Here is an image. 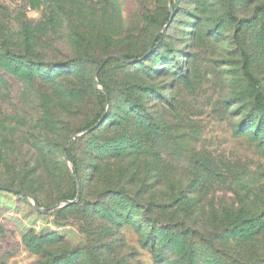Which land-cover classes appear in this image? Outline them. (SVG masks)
<instances>
[{"label":"rangeland","instance_id":"1","mask_svg":"<svg viewBox=\"0 0 264 264\" xmlns=\"http://www.w3.org/2000/svg\"><path fill=\"white\" fill-rule=\"evenodd\" d=\"M172 8L0 0V185L31 196L0 189V264H185L152 230L170 212L187 211V225L211 240L227 212L264 211V107L255 102L264 101V0ZM124 54L145 59L110 57L99 72L105 89L97 84L102 60ZM104 112L99 127L78 131ZM71 136L83 200L39 210L33 201L76 196L62 154ZM199 238L190 243L205 258L236 245ZM241 246L262 262L264 229Z\"/></svg>","mask_w":264,"mask_h":264},{"label":"trees","instance_id":"2","mask_svg":"<svg viewBox=\"0 0 264 264\" xmlns=\"http://www.w3.org/2000/svg\"><path fill=\"white\" fill-rule=\"evenodd\" d=\"M171 16V14H170ZM161 36L157 37V40H159ZM154 45L151 46L150 51L148 52V57L152 51L154 50ZM124 58L129 60H135L133 62H126L119 58H113L111 60L117 61L123 65L127 64H136L138 62L143 61L145 58H142L140 56L131 57L129 55H122ZM244 73L247 77L252 79L248 68H247V58L244 57V65H243ZM100 72V70H99ZM97 74V78L99 82L104 86L105 84L104 80L101 78L100 74ZM106 97H104V100ZM108 99V98H107ZM255 102L258 106L264 107V101L260 100L259 97L255 96ZM103 114H98L95 118V120L92 123L85 124L82 126V128L78 131H83L91 126H93L95 123H97L101 118ZM106 119V114L103 120L94 128L96 129L101 124L104 123ZM71 143H69L65 149V152L71 162L73 163V170L74 173H76V177L79 180L78 175V165H77V159L75 155L70 151ZM80 183V181H79ZM81 186V183H80ZM15 194H19L18 192H14ZM81 195V194H80ZM83 198H79V201H82ZM70 205V204H69ZM68 206V205H66ZM182 213V214H180ZM187 216V211H180L179 209L175 211V213L170 212V216L167 217V222L165 223L163 229H158L156 225L152 227L153 233H159L156 234L159 237L160 241H163L165 245H171L172 251L176 252L177 254H181L183 257L186 258L185 264H196L197 258L198 260L202 261L203 264H264V260L260 263L257 261L256 255L248 256V254H245L242 250V244L247 243L250 240L255 239V236L264 229V211H261L259 213H256L254 211L243 213L241 210H237L236 212L226 213L225 219L223 220V224L220 226L221 231H215L212 233L211 240H209V236L206 234L205 228H194L192 226H188L185 217ZM174 219H177L174 221ZM173 222V223H172ZM171 225L173 226H179L180 230L179 232H175L171 230ZM215 227H213L214 229ZM223 233H226L227 237H223ZM198 235L204 242H200L199 245H206L212 244L213 241L219 239L220 236L222 239H228V237L232 238V241L234 243L236 242V245L234 249L231 251V254H227L225 258H222V254H220L219 258H205L201 257L200 254H198L196 245L193 243L191 244V238ZM199 238V239H200ZM213 238V239H212ZM156 242V241H155ZM212 242V243H211ZM200 258V259H199Z\"/></svg>","mask_w":264,"mask_h":264},{"label":"water","instance_id":"3","mask_svg":"<svg viewBox=\"0 0 264 264\" xmlns=\"http://www.w3.org/2000/svg\"><path fill=\"white\" fill-rule=\"evenodd\" d=\"M169 10H170V12H172V10H173V8H172V0H169ZM171 15H172V13H171ZM164 27H165V26H164ZM149 50H150V48H149V49L147 50V52L143 55V57L147 55V53H148ZM110 57H117V58H119V59H121V60H123V61H126V62H133V61H135V60H129V59H126V58H124L122 55H109V56H107L106 58H104V59L102 60V62L98 65V67L96 68V71H95L96 82H97V84H99V85H100L101 83L99 82V80H98V78H97V74H98L99 70L101 69V67L103 66V64H104V63L107 61V59H109ZM107 102H108V100H107V95H106L105 106L107 105ZM105 114H106V113L104 112L103 115H102V118H101L97 123H95L93 126L87 128V129L81 131L80 133L88 132V131H90L91 129H93L94 127H96V126H97V125L103 120V118L105 117ZM74 137H75V136H71V137H69V138L67 139V141L63 144V147H62V154H63L64 160H65L66 162H71V160H70L69 157L67 156V154H66V152H65V149H66L68 143H69L72 139H74ZM74 183H75V186H76V189H77L76 196H75L74 199H72V200H69V199H62V200L59 201L57 204H55V205H53V206H50V207H44V208H43V207H40L39 204H38L36 201H33V202H34V206H35L37 209H39V210H49V209H56V208L61 207V206H64V205H68V204H72V203L77 202V201L79 200V198H80V183H79V180H78V178H77L76 176L74 177ZM0 189H4V190H9V191H13V192L22 193L23 195H25V196L31 198V196H30L27 192H25V191H23V190H21V189H19V188H15V187H12V186H8V185H3V184H2V185H0Z\"/></svg>","mask_w":264,"mask_h":264}]
</instances>
